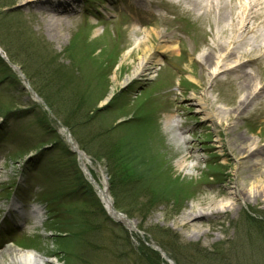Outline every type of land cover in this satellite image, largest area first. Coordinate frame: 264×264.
<instances>
[{"label": "rangeland", "instance_id": "rangeland-1", "mask_svg": "<svg viewBox=\"0 0 264 264\" xmlns=\"http://www.w3.org/2000/svg\"><path fill=\"white\" fill-rule=\"evenodd\" d=\"M26 2L0 0V45L21 70L17 74L5 66V61H0V129H3L0 130V156L7 158L6 162L0 158V220L5 217L4 210L9 208L8 205L19 199L27 206L36 200L40 201L50 211L43 225L36 227L33 222H29L25 229L8 238L1 244L0 253L6 257L8 247L15 246L54 261L48 264H87V259L91 264H167L161 256L158 259L157 255L144 248L139 250L141 235L133 234L112 219L113 223L106 222L107 235L98 236L96 240L95 236L102 231L104 214L94 196L97 190L95 193L91 191L86 177L80 171L77 156L67 148L62 122L59 124L56 121L58 118H62V121L69 118L70 109L63 107L65 102L67 107L78 109L81 114L79 121L84 122L87 113L93 117L80 126V139L86 143L92 141L93 149L88 148L85 153L94 163L90 169L101 186L105 175L108 176L107 184L111 183L105 159L109 157L110 148L117 149L123 171L127 161L132 159L135 177L126 168L127 179L122 180L124 183L120 186L117 203L119 211L136 222L137 229L146 239L163 246L176 258L178 264H205L206 251L215 248H218L219 253L228 254L233 264H264V244L259 242L254 233L259 229L248 217L252 213L264 217V196L256 198L252 195L247 202H242L235 196L234 190L237 180L243 181L244 177L252 182L249 191L259 185L255 181L260 175V167L243 171L244 168L236 161L241 153L231 151L226 131V126L236 124L239 126L236 130L240 132L239 135L257 138L259 146L264 147V137L260 138L255 130L259 126L264 130V104L258 107L256 100L255 106L238 118L234 109L238 97L244 95L238 81L233 76L229 77L231 79L223 76L222 84L209 78V70L218 68V60L208 70L202 67L200 57L208 49L203 40L212 43L211 35L216 31L218 22L213 19L211 28L205 18L199 17L184 0L181 5L168 4L166 1L143 5L136 0H75L70 3L74 13L62 17L64 23L58 27L59 35L54 37L47 33L45 24L33 12L36 8L30 9ZM150 11L158 13V16L150 18ZM99 12L106 21L96 25L97 20L90 13L99 15ZM187 22L193 26H203L201 32H198L200 39H185L186 56L192 57L189 64H181L178 58L174 59L178 68L186 72L183 74L181 88L178 86L180 77L176 74L168 76L169 80L164 84L160 83L164 75L171 72L170 69L166 70L164 63L175 56L167 51L160 54L165 58L162 64L154 67L151 75L130 83L126 81V76L131 74L138 63L141 52L137 43L146 28L157 30L165 41L170 40L176 44L185 33L193 30H187ZM159 41V44H165V41ZM153 43L157 49L156 37H153ZM253 70L257 82L264 83V68L253 66ZM184 79L195 82V86L185 84ZM27 84L38 92L42 90L43 95H49L47 109L50 111L35 101ZM193 92H208L207 96L214 100L211 108L232 111L234 119L224 122L225 126L221 129L223 144L218 141L214 124L205 121L197 112L191 101ZM113 93L119 94V98L111 107L105 106ZM175 106L178 108L175 109ZM7 107L13 109L14 116L6 123ZM136 108L138 113L133 115ZM152 109L157 112L154 113ZM141 112H146L145 116L155 114L154 119L160 127L156 128L159 134L155 140L159 142V137L162 138L163 142L161 139L160 142L165 150H160L165 153L166 165L175 180L182 186L187 179L195 181L199 178V188L194 198L182 194L175 199L174 194H169L170 202L163 201L150 187H146L149 183L147 180L139 184V178H144L152 169V163L147 162L149 159L140 155L143 149L132 145L134 142L139 143L135 140L136 130L133 129L132 121L134 118L137 123L142 121L144 114L140 115ZM167 115H175L178 124L184 126L182 131L189 140L187 144L182 143L179 132L163 122ZM130 117L132 119L129 121ZM147 125V122L141 123L143 127ZM137 126L138 129L139 124ZM72 137L77 141L74 135ZM142 139L139 138V141ZM126 149L129 150L126 152ZM192 149L195 157L188 163L192 168H198L184 171L183 175H188L185 176L186 180H181L175 166ZM154 150L158 149L155 147ZM215 153L220 158H216ZM217 159L219 163L221 159L228 161L225 167H221L223 175L217 174L219 169L214 172L208 167L217 164L214 162ZM258 159L253 158L249 164ZM239 171H243L241 177ZM207 176L210 178L205 182ZM18 184L25 191L18 190ZM225 184L230 186L233 199L219 197L214 201L221 202L220 206L229 203V212L214 216L195 227L186 225L184 217L203 207L205 192L210 188L219 190ZM186 188L194 190L190 186ZM157 189L166 192L163 188ZM219 221L222 224L214 229ZM51 230L58 236L53 235ZM261 233L264 238V227ZM7 236H0V241ZM86 249L89 255L84 260L81 254Z\"/></svg>", "mask_w": 264, "mask_h": 264}, {"label": "bare ground", "instance_id": "bare-ground-1", "mask_svg": "<svg viewBox=\"0 0 264 264\" xmlns=\"http://www.w3.org/2000/svg\"><path fill=\"white\" fill-rule=\"evenodd\" d=\"M57 1V4L55 2ZM70 1V2H69ZM27 0L26 4L30 6V9L36 8L33 12L37 15L42 23L45 24V29L48 34L54 37L58 36V27L64 23V15L66 17L71 16L73 10L70 3L75 0ZM143 5H154L162 1L169 3H182L183 0H136ZM189 4L202 12L203 16L214 17L218 22L216 24V31L212 33V43H206L207 51L204 52L200 60L202 67L206 70L210 69L212 65L217 61L219 70H209V78L216 79L218 83L223 84V76L231 79L232 76L238 81L239 89L244 91L242 97H238L235 111L238 114V118L243 116L245 112L252 106H255V101L258 100V107L264 104V83L257 82L255 71L253 66L264 68V13L260 10L264 9V0H239L236 4L235 0L224 1V0H190ZM153 15V13L151 12ZM222 22V24L220 23ZM153 37L158 40V49L162 48V51L156 50V46L153 43ZM165 41L155 29H145L143 36L138 40V48L141 52L138 58L134 70L130 75L126 76V81H130L133 78H141L144 73L149 72L154 64H160V53L164 51L179 50L177 44L165 41V44H159L160 41ZM168 42V44H166ZM248 67L251 69L248 70ZM231 77V78H229ZM194 79L193 76H191ZM116 77H114V80ZM228 81V80H226ZM229 82V81H228ZM257 83V86H256ZM212 98L208 97L206 93H192V102L195 105L197 112H199L203 118L208 122H213L214 129L218 133L219 143L223 144V132L222 127L225 126L224 122H231L234 118L232 117L231 110L213 109L210 106L213 104ZM256 107V108H258ZM254 108V109H256ZM168 123L176 124L174 116L169 117ZM239 126L233 124L232 126H226L227 135H229V145L231 151L235 153L239 151L240 155L237 156V163L243 167L244 170H254L260 167V175L258 176L259 185L248 190V187L252 185L251 181H248L244 177L243 181L238 179L235 185V196L238 197L242 202H247V199L254 195L256 198L264 196V147L259 146L260 142L256 138L245 137L239 135V131H236ZM141 131V130H140ZM139 133V132H138ZM143 138L138 145L133 147H140V155H145L149 160V164L152 163L151 171L145 176L152 185L156 188L157 194L163 201L170 202L168 199L169 194H174L175 199H178L182 194H186L188 197L194 198L195 192L198 190V182L195 183L194 190L184 189L178 181L173 177V173L168 169L165 160V153L160 149L165 150L160 140L157 142L151 137L149 132L142 133ZM258 136L264 137L263 132H258ZM137 137V134H136ZM180 138L183 139L184 144H187L188 139L180 134ZM137 139V138H136ZM128 145V143H126ZM153 146L158 150H154ZM131 149V148H129ZM129 149H126L127 152ZM188 150V149H187ZM162 153H161V152ZM189 151V150H188ZM166 152V151H165ZM168 155V153L166 152ZM164 155V156H163ZM169 157V155H168ZM195 154L192 149L191 152L187 153L183 157V160L177 163V168L182 171L186 170H197V166H188L187 161L194 158ZM253 158H259L257 162L249 164ZM81 163L84 167L86 174L89 177H93L90 170V166L94 163L86 155L81 156ZM133 162V161H132ZM243 171L240 172V177L243 175ZM238 172V173H239ZM94 178V177H93ZM178 179V178H177ZM230 183V182H229ZM254 184V183H253ZM206 185V184H205ZM102 188V187H101ZM104 188V186H103ZM157 188H163L165 191H160ZM185 192V193H183ZM104 190L101 191L102 198L108 207L110 213L116 218L123 221L129 226V228L135 233L137 225L135 221L129 222L124 217L119 216L112 211L111 202L107 198L106 194H103ZM230 192V186L225 184L224 187L217 190L216 188H210L205 192V197L202 200L203 207L198 211H192L184 217L186 219V225L195 227L197 224H204L208 222L214 216L226 215L229 212L231 205L222 204L221 202L214 201L217 198L222 197L228 200H232V194ZM201 205V204H200ZM185 215V214H184ZM222 224L221 221L217 222L214 229H217V225ZM204 233H207L205 231ZM6 257L4 253H0V264H48V262H54L38 255L34 251H23L15 246H10L6 250Z\"/></svg>", "mask_w": 264, "mask_h": 264}, {"label": "trees", "instance_id": "trees-1", "mask_svg": "<svg viewBox=\"0 0 264 264\" xmlns=\"http://www.w3.org/2000/svg\"><path fill=\"white\" fill-rule=\"evenodd\" d=\"M12 59V58H11ZM40 93V95L49 103L50 102V97H49V95H43V91L41 90V91H39ZM44 92H46L45 90H44ZM67 104V103H66ZM65 104V102H64V104H63V107H65L66 108V110H68V109H70L69 110V113H68V115H69V118H67L66 120H65V124H66V126H68V127H70V129H71V131L73 132V134L77 137V139L79 140V142H81V145H82V147H83V149L84 150H86L87 152H88V148L90 149H93V147H92V141L90 142H88V143H86L85 141H82V139H80L81 137H80V132H81V129L80 128H82V127H80V126H82V124H85L86 122L85 121H87V119L89 120V119H91V118H93V117H91L92 115H90L89 116V114L87 113V116L85 117V121L84 122H82V121H79L80 120V118H81V114H80V112H78V109H76L75 107H70V106H68L67 107V105ZM69 104H70V102H69ZM79 113V114H78ZM85 140V139H84ZM111 150H110V152L108 153V155H109V157L111 158H109V157H107L110 161L112 160L113 161V164H112V167H110V170H111V178L112 179H116V177H117V172H118V169H119V164H120V162H121V158H119V154H118V151H117V149H112V148H110ZM97 157H98V155H97ZM121 159V160H120ZM128 163H129V166H130V164L132 165L133 163H132V159L130 158V161H128ZM121 165V164H120ZM117 166V167H116ZM128 166V167H129ZM124 172H126V167L124 168ZM126 174V173H125ZM95 213V212H94ZM103 217H105V215H103L102 216V222H103V224H102V232L100 233L102 236H104V235H106V233H104V230L106 231V232H108V226H107V224H106V222H109V219L106 217V218H104V220H103ZM249 219L250 220H252V222H253V224H254V226L256 227V229L258 230V231H255L254 233L256 234V236L257 237H259V239L264 243V238L262 237V233H261V230L263 229V227H264V223L262 222V221H259L258 219H256V218H254V217H252V215H250L249 216ZM252 224V225H253ZM98 236H100L99 234L97 235V236H95L96 237V240H97V238H98ZM143 248L145 249V250H147V251H149V252H151V250L149 249V248H146L145 246H143V245H141V247H139V250H143ZM207 252V256H205V260H206V263L205 264H233V261H232V259L229 257V255L228 254H222L221 252L219 253V251H218V248H215L214 250H211L210 252H208V251H206ZM154 253V252H153ZM155 254V253H154ZM87 255H88V253H87ZM156 255V254H155ZM84 260H86L87 259V257H84V256H81ZM228 260H229V262H228ZM87 264H91L90 262H89V260L87 259V262H86Z\"/></svg>", "mask_w": 264, "mask_h": 264}]
</instances>
